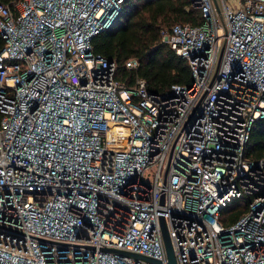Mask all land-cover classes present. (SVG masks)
I'll return each instance as SVG.
<instances>
[{"label": "built area", "instance_id": "1", "mask_svg": "<svg viewBox=\"0 0 264 264\" xmlns=\"http://www.w3.org/2000/svg\"><path fill=\"white\" fill-rule=\"evenodd\" d=\"M124 1L0 0V264H166L157 210L177 264H264V0H191L159 31L191 82L161 93L92 52Z\"/></svg>", "mask_w": 264, "mask_h": 264}, {"label": "trees", "instance_id": "2", "mask_svg": "<svg viewBox=\"0 0 264 264\" xmlns=\"http://www.w3.org/2000/svg\"><path fill=\"white\" fill-rule=\"evenodd\" d=\"M201 21L191 0H125L113 24L92 37V52L115 64V80L124 87L131 88L142 78L149 92L161 93L171 85H189L191 76L187 62L161 43L160 29L175 23L199 25ZM3 47L0 36V51ZM130 59L138 61L136 68L126 67ZM245 156L261 160L264 173V121L253 125ZM249 201L250 197L232 200L221 210L220 222L228 225L236 221Z\"/></svg>", "mask_w": 264, "mask_h": 264}, {"label": "water", "instance_id": "3", "mask_svg": "<svg viewBox=\"0 0 264 264\" xmlns=\"http://www.w3.org/2000/svg\"><path fill=\"white\" fill-rule=\"evenodd\" d=\"M217 8V6H216ZM218 10V8H217ZM163 201V196H161L160 198V203L162 204ZM158 213V220H159V225H160V230H161V234H162V240H163V245H164V249H165V254H166V264H177L176 259H175V255L171 246V242H170V238L167 232V227L165 224V220H164V212L157 210ZM104 250H111L120 254H124V255H128V256H132L134 258H139L142 260H145L147 262H151V263H155V264H161V262L151 256L145 255V254H141L138 252H134V251H129V250H125V249H119V248H103Z\"/></svg>", "mask_w": 264, "mask_h": 264}]
</instances>
